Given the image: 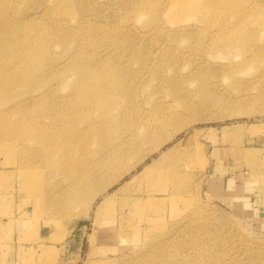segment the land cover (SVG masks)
<instances>
[{"label": "rangeland", "instance_id": "rangeland-1", "mask_svg": "<svg viewBox=\"0 0 264 264\" xmlns=\"http://www.w3.org/2000/svg\"><path fill=\"white\" fill-rule=\"evenodd\" d=\"M171 1L0 0V264H264V0Z\"/></svg>", "mask_w": 264, "mask_h": 264}, {"label": "bare ground", "instance_id": "bare-ground-1", "mask_svg": "<svg viewBox=\"0 0 264 264\" xmlns=\"http://www.w3.org/2000/svg\"><path fill=\"white\" fill-rule=\"evenodd\" d=\"M171 5H172V13L174 14V15H177V14H179V13H181V12H186V10L188 9V8H190L189 10H193V11H195V9H196V6L195 5H190V4H188L185 0H172L171 1ZM82 83H83V81L82 80H78L77 81V83L73 86L72 85V87H74L76 90H74V91H77V93H79L80 94V96L82 97V100H84L83 98H88V101L90 102L91 100V98H95L96 97V93L93 91V88H90V87H85V86H82ZM85 87V88H84ZM73 89V88H72ZM99 96V95H98ZM90 98V99H89ZM94 100V101H93ZM92 101L93 102H91V105L92 106H87L86 104V106L87 107H89L90 108V110L92 109L91 107H95V105H96V108H97V111H98V113L100 114V117L101 118H104L105 116H104V113H103V108L105 107V106H103V100H102V98H95V99H93ZM86 101V100H85ZM82 103H84V102H82ZM81 103V107H82V105H84V104H82ZM86 103H87V101H86ZM88 104V103H87ZM88 105H90V104H88ZM88 108V109H89ZM93 110V109H92ZM118 117V115L116 116V118ZM106 119V118H105ZM104 124H106V123H104ZM95 128V127H94ZM98 128H99V126H98ZM90 130V129H89ZM101 131V130H100ZM99 131V132H100ZM93 132H95L96 133V131H93ZM92 132V133H93ZM99 134H102V132L101 133H99ZM126 143V142H125ZM122 144H124V143H122ZM120 154H118V156H119ZM248 157H249V154L248 153H242V159H248ZM116 158L117 157H115L113 160H116ZM111 163V160L109 159L108 160V162H107V164L105 165V167L107 166L108 167V165ZM106 167V168H107ZM85 188V186H79L78 185V190H79V192H81L82 191V189H84ZM89 193V192H88ZM89 198H85L84 199V201H83V205L84 206H89L90 205V203H91V201H92V199L93 198H91V199H89ZM85 209V208H84ZM89 209H85L82 213H80V214H86L87 213V211H88ZM41 258H40V260L41 261H46V262H49V260H50V262L51 261H54V258H55V255H54V253L51 251V250H48V251H45V252H42V254H41V256H40Z\"/></svg>", "mask_w": 264, "mask_h": 264}, {"label": "crops", "instance_id": "crops-1", "mask_svg": "<svg viewBox=\"0 0 264 264\" xmlns=\"http://www.w3.org/2000/svg\"><path fill=\"white\" fill-rule=\"evenodd\" d=\"M218 184H221L218 186H219V189L221 188V191H223V192H219V194L218 193L215 194V197H214L215 199H217L221 203L233 204V205H235V207H241L244 205V204H239V202H240L239 199H241V198L237 195V192L235 191L237 186H234L233 180H227L226 178L223 177V179ZM225 191H226V193H225ZM235 202L237 203V205L235 204ZM241 203H242V201H241ZM260 212H261V210H260ZM2 222H3L2 223L3 226L6 225V221H2ZM13 232H15V231H12L11 236L14 239L16 234H14ZM49 237L50 236L48 234L43 233V230L37 231V240L43 241L45 248L51 247V245L48 242Z\"/></svg>", "mask_w": 264, "mask_h": 264}]
</instances>
